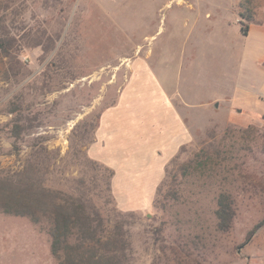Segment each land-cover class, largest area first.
Instances as JSON below:
<instances>
[{
    "label": "rangeland",
    "instance_id": "374dc122",
    "mask_svg": "<svg viewBox=\"0 0 264 264\" xmlns=\"http://www.w3.org/2000/svg\"><path fill=\"white\" fill-rule=\"evenodd\" d=\"M169 1L0 0L20 61L9 78L0 61V172L21 171L40 147L55 189L74 191L81 178L92 194L106 189L85 157L111 170L110 192L93 200L106 235L124 227L128 264H264V113L215 106L236 79V56L218 41L238 37L242 17L228 0H193V48L171 40L179 4ZM221 193L236 209L226 233ZM0 264L58 261L43 226L0 214Z\"/></svg>",
    "mask_w": 264,
    "mask_h": 264
},
{
    "label": "trees",
    "instance_id": "16d2710c",
    "mask_svg": "<svg viewBox=\"0 0 264 264\" xmlns=\"http://www.w3.org/2000/svg\"><path fill=\"white\" fill-rule=\"evenodd\" d=\"M1 6V5H0ZM242 17V34H248L251 16ZM19 50L11 31L0 24V61L4 63L7 78L16 74ZM11 114L16 110H10ZM23 126L15 124L12 136L19 140ZM17 148V146H16ZM46 148L40 147L19 172H0V214L29 219L43 226L51 238V252L58 264H128L130 243L122 225L113 234L106 235L105 219L94 203L101 194L110 192L113 172L104 165L85 157V165L105 178V190L91 193L84 178L78 188L68 192L47 185L52 158ZM48 157V159H47ZM77 184V181H76ZM92 194V195H91ZM94 199V200H93ZM236 216L235 202L231 195L221 193L217 201V228L229 232ZM261 226V225H260ZM258 226L247 237L249 241Z\"/></svg>",
    "mask_w": 264,
    "mask_h": 264
},
{
    "label": "crops",
    "instance_id": "0c3cea01",
    "mask_svg": "<svg viewBox=\"0 0 264 264\" xmlns=\"http://www.w3.org/2000/svg\"><path fill=\"white\" fill-rule=\"evenodd\" d=\"M228 1L235 15H240L242 13L246 17L251 16L253 21L249 24L248 34L246 36H244L240 30L238 37H227L228 42H224V40L218 41L222 46L221 48L230 55V57L231 55L236 56V79L233 82V90L227 93L221 100H217V106L214 105L216 107H218V105L221 108L224 107L227 113L231 111L242 114L245 108L254 107L258 110V113L262 114L264 113V0ZM254 2H261L258 12L256 7L252 10L249 6H252ZM173 3L179 4V12H177L179 14H177L171 26L173 30L171 40H174L176 37L181 38L187 44L191 43L190 45H193V48H197L193 40L195 41V35L197 34L196 24L198 23V18H195L196 21H193V18L190 16V12L194 11L196 8L195 2L193 0H170L169 3L166 4V7H170ZM162 13L164 14V12ZM204 18L209 23L207 32L215 33L216 30L213 29V25L218 23L216 14L211 10H207ZM230 24L231 23L227 24L228 28H231ZM162 30L163 27L160 25L159 30L154 34L158 35ZM225 30L228 32L227 29ZM216 40L217 39H215V41ZM200 42L201 40L198 42V45L201 46ZM211 44L210 41L203 40L202 46L211 47L213 45ZM151 59L152 58L147 57L145 61ZM157 60H159L158 56L156 57L154 65L157 64ZM177 99H182L183 103L186 104L183 96H177Z\"/></svg>",
    "mask_w": 264,
    "mask_h": 264
},
{
    "label": "water",
    "instance_id": "95a60500",
    "mask_svg": "<svg viewBox=\"0 0 264 264\" xmlns=\"http://www.w3.org/2000/svg\"><path fill=\"white\" fill-rule=\"evenodd\" d=\"M217 106V105H216Z\"/></svg>",
    "mask_w": 264,
    "mask_h": 264
}]
</instances>
